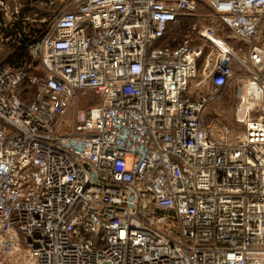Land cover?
<instances>
[{
	"label": "built area",
	"instance_id": "1",
	"mask_svg": "<svg viewBox=\"0 0 264 264\" xmlns=\"http://www.w3.org/2000/svg\"><path fill=\"white\" fill-rule=\"evenodd\" d=\"M46 8L0 0V264H264V0Z\"/></svg>",
	"mask_w": 264,
	"mask_h": 264
},
{
	"label": "rangeland",
	"instance_id": "2",
	"mask_svg": "<svg viewBox=\"0 0 264 264\" xmlns=\"http://www.w3.org/2000/svg\"><path fill=\"white\" fill-rule=\"evenodd\" d=\"M33 3V8H35L38 12L37 15H40V17H43L46 19V22L50 21L53 17L50 12H48V9L44 11L41 9L42 3L46 4L49 3L50 0H30ZM216 19L212 17V14L209 10L201 8L198 11V18H193L192 20H186L182 21L180 20L179 23L173 27L170 28V30L165 35V38L158 43L157 46H164V47H176L178 46L181 41L190 33V25L198 23L200 25L204 26H210L212 23L215 24ZM32 26H41L44 27L43 24H31ZM46 25V24H45ZM35 27V28H36ZM45 29V27H44ZM228 35V33H227ZM264 37V36H263ZM264 40V39H263ZM235 46L242 47L245 50H247V47L245 45H242L240 43H233ZM264 44V42H263ZM15 45H4V49L9 51L11 48H15ZM201 77H197L196 80H194L191 83L192 92H197L198 89L194 88V85L200 81ZM205 89L201 88L200 92H204ZM237 94L235 91L231 89H227V93L224 97V99L218 103H214L211 106L208 107L206 111V124L213 129L214 132H218V127L220 125H228L232 129H235L237 131H241L243 128V125L238 124L235 121L234 116V109L237 104L236 102Z\"/></svg>",
	"mask_w": 264,
	"mask_h": 264
},
{
	"label": "trees",
	"instance_id": "3",
	"mask_svg": "<svg viewBox=\"0 0 264 264\" xmlns=\"http://www.w3.org/2000/svg\"><path fill=\"white\" fill-rule=\"evenodd\" d=\"M36 27V26H35ZM34 26H31L30 27V31H31V34L32 32L35 33V37L42 31V28H39V27H36L35 28ZM17 46H20L19 49V53L16 55V56H13L10 58V61L15 64L16 67H22V66H25V65H29V64H32V59L27 51V47L25 45V43H21L20 45H16ZM35 64V63H34Z\"/></svg>",
	"mask_w": 264,
	"mask_h": 264
},
{
	"label": "bare ground",
	"instance_id": "4",
	"mask_svg": "<svg viewBox=\"0 0 264 264\" xmlns=\"http://www.w3.org/2000/svg\"><path fill=\"white\" fill-rule=\"evenodd\" d=\"M208 37L213 43H216L217 45L224 47L223 43L220 40H218L217 38H215L213 36H208Z\"/></svg>",
	"mask_w": 264,
	"mask_h": 264
},
{
	"label": "crops",
	"instance_id": "5",
	"mask_svg": "<svg viewBox=\"0 0 264 264\" xmlns=\"http://www.w3.org/2000/svg\"><path fill=\"white\" fill-rule=\"evenodd\" d=\"M23 1H26V0H23Z\"/></svg>",
	"mask_w": 264,
	"mask_h": 264
}]
</instances>
